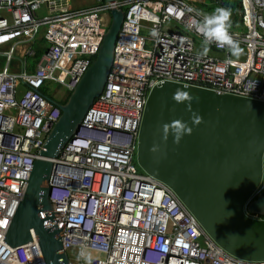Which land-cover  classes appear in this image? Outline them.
<instances>
[{"label": "built area", "instance_id": "built-area-1", "mask_svg": "<svg viewBox=\"0 0 264 264\" xmlns=\"http://www.w3.org/2000/svg\"><path fill=\"white\" fill-rule=\"evenodd\" d=\"M59 1L0 0V56L7 60L0 63V264H46L35 234L17 247L6 241L35 160L62 114L40 89L47 82L76 87L110 25L101 11L114 8L125 9V20L105 88L52 160L53 217L46 224L62 231L69 264H88L89 255L91 264H264L225 251L165 182L136 165L144 109L159 83L264 101V0H240L237 28H230L245 60L216 43L207 46L211 53L200 48L196 22L206 14L192 0H98L78 10ZM42 38L47 50L28 63Z\"/></svg>", "mask_w": 264, "mask_h": 264}, {"label": "water", "instance_id": "water-1", "mask_svg": "<svg viewBox=\"0 0 264 264\" xmlns=\"http://www.w3.org/2000/svg\"><path fill=\"white\" fill-rule=\"evenodd\" d=\"M113 2L115 0H104ZM100 50L46 137L7 231L17 247L36 235L46 264H69L53 216L50 179L57 158L98 98L113 67L125 9L111 10ZM140 169L165 182L225 251L264 261V101L175 82L148 97L137 145ZM263 216V217H262Z\"/></svg>", "mask_w": 264, "mask_h": 264}, {"label": "rangeland", "instance_id": "rangeland-1", "mask_svg": "<svg viewBox=\"0 0 264 264\" xmlns=\"http://www.w3.org/2000/svg\"><path fill=\"white\" fill-rule=\"evenodd\" d=\"M193 1V5L194 7L200 12V13H204L206 15L211 14V13H207L205 11L204 7H201V4L198 3V0H192ZM61 4L67 6L70 10H78V9H85V8H90L93 7L95 5H97L99 2L98 0H60L59 1ZM206 4L211 5V0H206ZM48 13L47 10H41L40 14H45ZM102 14V19L107 22L108 24H110L111 22V13L110 11L108 12V10H104L101 11ZM231 21H233V19H231ZM230 28H237V26L235 27H230ZM144 36L147 37L148 36V32L144 31L143 32ZM200 48H205V43L201 40H199L198 38H196ZM152 45L148 43L147 48L151 49ZM24 49L23 44L19 45V51L21 54V51ZM2 52L5 51V48L1 50ZM205 53H211L210 51H207ZM246 54H247V50H243L242 53L239 56H232L233 59L235 60H245L246 59ZM33 58H28V63L32 64L33 63ZM0 63L1 65H6L7 60L4 56H0ZM18 65L17 60H14L11 64V69L14 68V66ZM44 92L46 93V95L48 97H50L53 101L58 102L63 104L69 97H70V92L68 90H66L65 88H63L61 85H59L57 82H47L46 85L43 87ZM9 109V108H8ZM136 165L137 164V157H136ZM138 171L139 172H143L140 167L138 166Z\"/></svg>", "mask_w": 264, "mask_h": 264}, {"label": "clouds", "instance_id": "clouds-1", "mask_svg": "<svg viewBox=\"0 0 264 264\" xmlns=\"http://www.w3.org/2000/svg\"><path fill=\"white\" fill-rule=\"evenodd\" d=\"M189 11L195 12L197 16H201L195 9ZM230 18L231 10L227 8H217L215 11L208 15H203L197 25L201 28V34L204 36L205 52H207L209 45L216 43L221 47H227L232 56H239L242 53V48L237 39L233 37L230 32ZM157 33L154 31L153 35ZM96 58V57H95ZM94 58V59H95ZM83 255V253H82ZM88 264H91V256L87 257Z\"/></svg>", "mask_w": 264, "mask_h": 264}, {"label": "trees", "instance_id": "trees-1", "mask_svg": "<svg viewBox=\"0 0 264 264\" xmlns=\"http://www.w3.org/2000/svg\"><path fill=\"white\" fill-rule=\"evenodd\" d=\"M197 2L201 4V7L205 8V11L207 13H213L215 11V9L220 8V7L230 9L231 10V18H230L231 26L235 27L237 25V23H238L237 15H238L239 9L242 8L240 0H220V1L219 0H211V5L206 4V2H199V1H197ZM231 19H233V21H231ZM46 46H47V43L43 38L37 42V44L35 45L36 55H35V57H33L34 61L32 64H35V63H37V61H39L41 56L47 50ZM93 61H94V58L92 59V62ZM40 90L44 95H46V93L43 90V87Z\"/></svg>", "mask_w": 264, "mask_h": 264}, {"label": "flooded vegetation", "instance_id": "flooded-vegetation-1", "mask_svg": "<svg viewBox=\"0 0 264 264\" xmlns=\"http://www.w3.org/2000/svg\"><path fill=\"white\" fill-rule=\"evenodd\" d=\"M263 217V216H262Z\"/></svg>", "mask_w": 264, "mask_h": 264}]
</instances>
